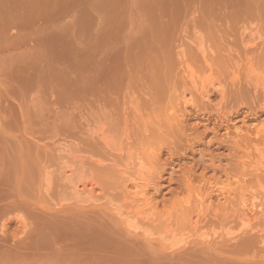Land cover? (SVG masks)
Masks as SVG:
<instances>
[{"label": "rangeland", "instance_id": "1", "mask_svg": "<svg viewBox=\"0 0 264 264\" xmlns=\"http://www.w3.org/2000/svg\"><path fill=\"white\" fill-rule=\"evenodd\" d=\"M263 156L264 0H0V264H264Z\"/></svg>", "mask_w": 264, "mask_h": 264}, {"label": "bare ground", "instance_id": "2", "mask_svg": "<svg viewBox=\"0 0 264 264\" xmlns=\"http://www.w3.org/2000/svg\"><path fill=\"white\" fill-rule=\"evenodd\" d=\"M187 69V68H186ZM191 69V68H190ZM187 75V78H190V80H191V82L190 83H193V85H194V87L196 88L195 90L198 92V90L197 89H199L200 88V91H202V93H203V96L205 97V98H208V86H207V84H206V82H205V84H204V82H203V85H202V82L201 81H199V83L198 84H200V82H201V87L199 86V88H197L196 86V82L195 81H198L197 79H199L200 78V76H199V78H197L196 76H195V73H193L192 72V70L190 71L189 70V68H188V70H186V72H185ZM193 76H195V78H197L196 80L194 79V77ZM202 77V76H201ZM194 79V80H193ZM237 79V78H236ZM201 80V79H200ZM204 80V79H203ZM189 82V81H188ZM195 82V83H194ZM210 83V82H209ZM214 83V82H213ZM193 87V88H194ZM211 89V88H210ZM209 89V91H211V90H213V89H211L210 90ZM194 90V91H195ZM195 91V92H196ZM199 91V92H200ZM219 91V90H218ZM220 92V91H219ZM187 94V93H186ZM221 95V94H220ZM191 96V95H190ZM186 97H187V95H184V99H185V105H187V104H189V101H186L187 99H186ZM101 135V134H100ZM263 153V152H262ZM137 159V158H136ZM139 160V159H138ZM69 161V160H68ZM77 161V160H76ZM73 162H75V161H73ZM81 162V161H80ZM257 162V161H256ZM69 163V162H68ZM141 163V162H140ZM140 163H139V165H140ZM259 163V164H258ZM257 164H256V166H258V170L259 171H264V156H263V158H261L260 160H259V162H258ZM70 165V164H69ZM72 165H73V163H72ZM127 166H129V165H127ZM133 166V165H132ZM137 166V165H136ZM67 167V166H66ZM72 167V166H71ZM135 168V167H134ZM136 170V169H135ZM139 170V169H138ZM137 170V171H138ZM254 170H256V169H254ZM140 171V170H139ZM65 172V171H64ZM72 172V170H70L68 173H71ZM74 172V171H73ZM126 172V171H125ZM130 172V171H129ZM141 172H144V171H141ZM146 172V171H145ZM131 173V172H130ZM147 173V172H146ZM261 173V172H260ZM72 174V173H71ZM137 174V173H136ZM140 174V173H139ZM142 174V173H141ZM141 174L140 175H138V177L140 176V178H138L137 177V179L135 180V181H133V183L131 182V184L132 185H130L131 186V190L130 191H132L131 192V195H129L130 194V191L128 192L129 194V196H133V197H131L130 199H134V203L135 202H137L138 204H137V207H138V209L136 210V211H133V212H129L128 213V216H129V218H134L135 219V221H137L136 219H141L142 218V216L144 215V213L146 212H144V209H143V205L141 204V205H139V203L141 202L140 201V199H141V196H143L144 194V188H143V182H145V181H147V180H145L146 178L144 177V178H142L141 177ZM67 176V175H66ZM66 176H64V177H66ZM147 176V175H146ZM131 177V176H130ZM133 177V176H132ZM129 178V177H128ZM132 180V179H131ZM89 181V180H88ZM238 183V182H237ZM149 186V185H148ZM74 187V186H73ZM98 187V186H97ZM97 187H95V185L94 184H92L91 182L89 183V182H83L82 184H80V185H78V186H76L75 188L77 189V193H78V195H80V196H82V195H88L89 196V198H95V196H99V195H97L98 193H99V189H97ZM232 189V188H231ZM246 189V188H245ZM146 190V189H145ZM224 190V189H223ZM226 190V189H225ZM227 192H228V190H226ZM240 191V190H239ZM127 193V192H126ZM253 193V192H252ZM264 193V192H263ZM102 194H104V193H102ZM200 194V193H199ZM241 194V193H240ZM251 194V193H250ZM146 195V194H145ZM198 195V194H197ZM242 195V194H241ZM87 196V197H88ZM127 196V195H126ZM128 196V197H129ZM200 196H201V194H200ZM226 196V195H225ZM255 196V195H254ZM103 197V196H102ZM144 197V196H143ZM231 197V196H230ZM97 198V197H96ZM198 198H199V196H198ZM105 199V198H104ZM203 199V198H202ZM102 200V199H101ZM204 200V199H203ZM227 201H228V199H226ZM84 201V200H83ZM124 201V200H123ZM191 201V200H190ZM198 201V200H197ZM196 201V202H197ZM202 201V200H201ZM208 201V200H207ZM206 200L203 202H201L200 204L198 203V210H199V213L198 214H196L195 216H194V218H193V216H191V219L190 220H192L193 222H192V224H193V226H191V227H197V225L199 224V222H200V220L198 219L199 217H200V213H201V211L200 210H202V208H200V207H202V205H203V207H204V203H206L207 202ZM241 203H239L240 204V206H241V212L242 213H239V215L241 214V216H239L238 215V219H239V217H240V219L239 220H241V223H242V226H244V227H247V226H251V224L254 222V220H255V218H256V216L258 215V214H261L262 215V211L264 210V198H258V197H249L248 195H247V193H246V195L245 194H243L242 195V197H241ZM93 202H95V201H93ZM130 202H133V201H130ZM142 202H143V199H142ZM141 202V203H142ZM145 202V201H144ZM200 202V201H199ZM82 203H85V202H82ZM122 203V202H121ZM128 202H126V204H127ZM114 204V203H113ZM144 204V203H143ZM148 204H149V200H148ZM186 204H188V202L186 203ZM212 204V203H211ZM233 204V203H232ZM121 205V204H120ZM125 205V204H124ZM136 205V204H135ZM147 205V204H146ZM145 204H144V206H146ZM129 206H130V204H129ZM142 206V207H141ZM135 207V206H134ZM212 207V206H211ZM129 209V208H128ZM148 209V208H147ZM150 209H152V207L150 208ZM239 209H240V207H239ZM123 210V209H122ZM125 211V210H124ZM197 211V210H196ZM236 211H237V209H236ZM152 212V211H151ZM148 213V212H147ZM150 213V212H149ZM194 213V212H193ZM205 213V212H204ZM209 213V212H208ZM126 214H127V212H126ZM203 215V214H202ZM204 215H206V213L204 214ZM148 216H150V215H148ZM124 217V216H123ZM145 217H146V215H145ZM153 217V216H152ZM261 217V216H260ZM259 217V218H260ZM128 218V219H129ZM201 219H202V217H200ZM144 219V218H143ZM149 219V218H148ZM145 220H147L146 218H145ZM150 220V219H149ZM154 220H156V219H154ZM154 220H153V222H154ZM204 220H205V218H204ZM257 220V219H256ZM129 221V220H128ZM134 221V220H133ZM133 221H131V222H133ZM134 221V222H135ZM151 221V220H150ZM130 222V221H129ZM133 222V223H134ZM144 222V221H143ZM148 222V221H147ZM139 222H137V224H138ZM256 223H257V221H256ZM137 224H134V226L137 228ZM144 224H146V223H144ZM150 224V223H149ZM238 224H240V223H238ZM254 224V223H253ZM260 224V223H259ZM200 225V224H199ZM241 225V224H240ZM256 225V224H255ZM168 226V225H167ZM232 226V225H231ZM140 227V226H139ZM190 227V226H189ZM254 227V226H253ZM170 228V227H169ZM194 228V229H195ZM134 229V228H133ZM145 229V228H144ZM191 229V228H190ZM247 229V228H246ZM251 229V228H250ZM135 230V229H134ZM142 230V229H141ZM200 230V229H199ZM137 231V230H136ZM145 231V230H144ZM151 231V230H150ZM195 231H196V229H195ZM228 231H229V229H228ZM227 231V232H228ZM244 231H245V229H244ZM147 232H149V231H147ZM197 232V231H196ZM141 233V232H140ZM191 233V232H190ZM189 233V234H190ZM204 233H206V232H204ZM244 233V232H243ZM155 234V233H154ZM157 234V233H156ZM171 234V233H170ZM195 234V233H194ZM201 234V233H200ZM208 234V233H207ZM222 234V233H221ZM229 234H231V233H229ZM233 234V233H232ZM166 235L169 237V232H166ZM175 235V234H174ZM187 235V234H186ZM215 235V234H214ZM236 235V234H235ZM148 236V235H147ZM188 236V235H187ZM192 236V235H191ZM194 236V235H193ZM212 236V235H211ZM177 237V236H176ZM183 237V236H182ZM203 237V236H202ZM205 237V236H204ZM232 237V236H231ZM230 237V238H231ZM238 237V236H237ZM194 238V237H193ZM170 239H171V237H170ZM181 239V238H180ZM191 239H192V237H191ZM196 239V238H195ZM205 239V238H204ZM213 239V238H212ZM216 239V238H215ZM162 240V239H161ZM172 240V239H171ZM231 240V239H230ZM180 241V240H179ZM200 241V240H199ZM203 241V240H202ZM201 241V242H202ZM166 242V241H165ZM184 242V241H183ZM209 243V242H208ZM174 244H176V243H174ZM173 246H175V245H173ZM183 246V245H182ZM170 248H172V247H170Z\"/></svg>", "mask_w": 264, "mask_h": 264}]
</instances>
